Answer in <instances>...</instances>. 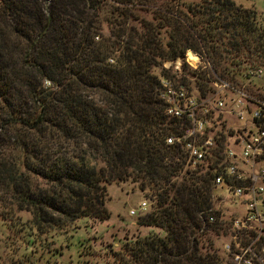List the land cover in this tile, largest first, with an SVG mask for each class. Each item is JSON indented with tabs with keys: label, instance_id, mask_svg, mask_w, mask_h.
I'll use <instances>...</instances> for the list:
<instances>
[{
	"label": "trees",
	"instance_id": "trees-1",
	"mask_svg": "<svg viewBox=\"0 0 264 264\" xmlns=\"http://www.w3.org/2000/svg\"><path fill=\"white\" fill-rule=\"evenodd\" d=\"M144 2L0 0V217L72 236L111 219L108 186L132 184L150 205L137 225L158 232L110 250L112 264H225L230 227L208 223L213 179L183 172L167 145L176 121L158 72L188 50L264 67V14L232 0Z\"/></svg>",
	"mask_w": 264,
	"mask_h": 264
},
{
	"label": "built area",
	"instance_id": "built-area-1",
	"mask_svg": "<svg viewBox=\"0 0 264 264\" xmlns=\"http://www.w3.org/2000/svg\"><path fill=\"white\" fill-rule=\"evenodd\" d=\"M162 68L173 73L161 79V99L177 132L167 145L183 172L213 179L208 223L230 227L222 245L225 264H264V67L243 61L220 71L188 50ZM147 210L146 201L141 214Z\"/></svg>",
	"mask_w": 264,
	"mask_h": 264
},
{
	"label": "rangeland",
	"instance_id": "rangeland-1",
	"mask_svg": "<svg viewBox=\"0 0 264 264\" xmlns=\"http://www.w3.org/2000/svg\"><path fill=\"white\" fill-rule=\"evenodd\" d=\"M143 1H145V6L151 5L155 8H160L168 2V0ZM180 1L188 5L201 0ZM232 1L238 6L255 9L259 14H264V0ZM225 66L226 64L216 67L222 71ZM162 71H164L163 68L158 74L161 75ZM168 74L173 77V73L168 71ZM261 84L264 86V80ZM108 192L110 200L107 208L111 213V219L103 223L83 220L80 222L81 229L72 233V236L71 234L57 236L48 234L39 237L36 231L24 228L21 230L19 223L30 220L26 214H19L14 221L6 223L0 217V264H112L110 250L119 249L127 239L145 237L158 232L157 229L137 225L138 217L143 215L141 205L146 202V199L145 194L135 185L112 184L108 186ZM225 205L226 208H230L229 203ZM149 208L148 204L147 212ZM132 211L137 212L138 215L132 216ZM27 234L36 239V243L29 237L27 238ZM50 236L56 241L53 242Z\"/></svg>",
	"mask_w": 264,
	"mask_h": 264
},
{
	"label": "bare ground",
	"instance_id": "bare-ground-1",
	"mask_svg": "<svg viewBox=\"0 0 264 264\" xmlns=\"http://www.w3.org/2000/svg\"><path fill=\"white\" fill-rule=\"evenodd\" d=\"M189 59H190L191 61H194V60L196 59V56H195L193 53H191V54L189 55Z\"/></svg>",
	"mask_w": 264,
	"mask_h": 264
}]
</instances>
